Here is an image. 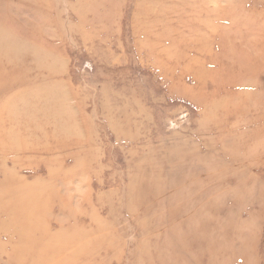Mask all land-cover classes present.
<instances>
[{
	"label": "rangeland",
	"instance_id": "obj_1",
	"mask_svg": "<svg viewBox=\"0 0 264 264\" xmlns=\"http://www.w3.org/2000/svg\"><path fill=\"white\" fill-rule=\"evenodd\" d=\"M0 264H264V0H0Z\"/></svg>",
	"mask_w": 264,
	"mask_h": 264
}]
</instances>
